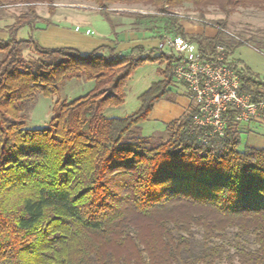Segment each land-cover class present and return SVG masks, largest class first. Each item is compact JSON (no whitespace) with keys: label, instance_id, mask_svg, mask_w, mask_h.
<instances>
[{"label":"trees","instance_id":"16d2710c","mask_svg":"<svg viewBox=\"0 0 264 264\" xmlns=\"http://www.w3.org/2000/svg\"><path fill=\"white\" fill-rule=\"evenodd\" d=\"M58 1L0 0V10H27L0 39V264H264V148L243 142L239 111H228L222 138L192 127L191 104L165 126V140L132 136L171 92L175 61L141 46L117 53L40 45L35 6L46 4L52 14ZM75 1L95 4L113 35L108 6L152 7L157 15L135 17V24L160 26L133 31L187 38L200 60L219 46L231 60L251 43L228 37L225 21L213 37L188 36L173 9L264 11V0ZM25 27L29 36L17 39ZM252 43L264 55V35ZM26 49L33 59H23ZM147 62L160 66L161 79L139 97L137 112L106 118L105 110L124 104L127 80ZM231 67L241 94L263 102L264 80L239 62ZM81 79L93 83L89 92L56 102L46 127L25 128L29 101Z\"/></svg>","mask_w":264,"mask_h":264},{"label":"rangeland","instance_id":"374dc122","mask_svg":"<svg viewBox=\"0 0 264 264\" xmlns=\"http://www.w3.org/2000/svg\"><path fill=\"white\" fill-rule=\"evenodd\" d=\"M35 11L36 14L42 19V23L38 24V26L41 28H46V24H52L55 21H60L81 25V27L83 26L84 28L86 27L93 31L92 33L98 37H105L107 34L109 25L105 22L104 17L100 14L97 6L91 2L60 0L54 4L52 14L50 13L46 4L36 5ZM26 12V7L21 5L1 9L0 37L2 34L6 33L7 27L13 23L15 17ZM173 13L174 16L178 17V24L182 26L184 32L188 36L203 35L205 37H211L220 28V26L217 24L220 21H225L226 25L224 31L228 37L248 41L251 43V45L243 46H248L257 51V45L252 43V40L253 38H261L264 35V11L255 8L237 7L231 10L228 15H226L218 7L209 6L204 9V12H202L203 15H201V12L191 4H184L181 7L173 9ZM106 14L108 19L111 21V24L114 25L115 31L117 32L116 35H113L112 33L111 35L109 34L110 40L113 41V43L117 41L119 35L125 33L132 34L135 32L133 30L138 25L139 29L153 27V25L160 26V23L158 22L156 23L149 21H143L136 26L135 17H154L157 15L156 11L149 6H143L139 4L127 5L119 3L108 6L106 9ZM165 35H167V33L163 32L159 35H146L141 33L137 36H143L147 40L154 41V49H148L146 52L151 50L154 51V55H158L155 49L157 41ZM184 39L188 40L187 38ZM243 46H239L237 48ZM100 53L105 56L107 55L105 50H102ZM22 56L25 61L31 60L35 57L30 49L24 50ZM2 58L3 55L0 54V61ZM159 69L160 66L157 63L151 62H147L135 69V71L127 80L124 89V104L120 107L109 108L105 110L104 116L106 118H124L137 112L140 106L139 97L148 90L152 83L161 79ZM92 87L93 83L87 82L84 79L73 80L65 84L59 93L54 96H35L33 100L29 101L25 105L23 111V115L26 117L25 128L42 129L46 127L52 118L53 107L56 102H69L75 98L84 96L92 89ZM166 99L169 98L166 97ZM154 115H156V111H152L151 116L145 123L138 125L133 129L132 136L136 135L148 137L155 142L165 140L167 137V133L165 131V126L167 123L163 124L161 123L162 121H156V119H154ZM239 128L242 133L243 142L245 135H248L249 133L264 136V109L259 111L256 117L241 121Z\"/></svg>","mask_w":264,"mask_h":264},{"label":"built area","instance_id":"2783aa9c","mask_svg":"<svg viewBox=\"0 0 264 264\" xmlns=\"http://www.w3.org/2000/svg\"><path fill=\"white\" fill-rule=\"evenodd\" d=\"M155 49L158 55L175 61L174 83L186 90L195 109L191 120L194 129L222 138L229 110H238L237 120L241 122L264 109V101L253 102L248 95L241 94L238 75L223 47H217L207 60H200L193 43L180 36L165 35Z\"/></svg>","mask_w":264,"mask_h":264},{"label":"crops","instance_id":"0c3cea01","mask_svg":"<svg viewBox=\"0 0 264 264\" xmlns=\"http://www.w3.org/2000/svg\"><path fill=\"white\" fill-rule=\"evenodd\" d=\"M83 27V26H82ZM81 25H75L67 22L55 21L46 28L34 33L35 40L45 47H72L79 49L82 52L99 47H110L115 49L117 53H125L132 48L140 45L147 51L155 47V42L145 39L138 33L121 34L115 43L110 40L111 30L108 26L105 37H98L93 31L88 28H82ZM81 28V29H80ZM80 29V30H79ZM30 34L28 27L22 28L17 33V39L24 40ZM213 34L211 37H213ZM1 40L7 39L6 33L2 34ZM231 60L239 62L247 67L251 72L258 75L264 80V55L258 53L254 49L243 46L237 48L231 55ZM169 99H164L154 106L153 111H156L154 119L162 121L161 123H169L178 119L188 108L189 100L186 90L176 83L171 87V92L167 96ZM245 142L248 144L264 148V136H259L254 133L245 135Z\"/></svg>","mask_w":264,"mask_h":264}]
</instances>
